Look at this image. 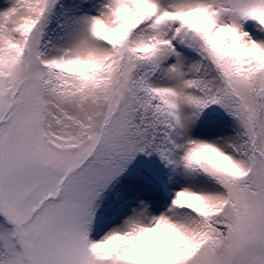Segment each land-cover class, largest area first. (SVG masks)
<instances>
[{"label": "snow or ice", "instance_id": "6c2138e0", "mask_svg": "<svg viewBox=\"0 0 264 264\" xmlns=\"http://www.w3.org/2000/svg\"><path fill=\"white\" fill-rule=\"evenodd\" d=\"M0 264H264V0H0Z\"/></svg>", "mask_w": 264, "mask_h": 264}, {"label": "rangeland", "instance_id": "374dc122", "mask_svg": "<svg viewBox=\"0 0 264 264\" xmlns=\"http://www.w3.org/2000/svg\"><path fill=\"white\" fill-rule=\"evenodd\" d=\"M146 164H147V162L144 161V160L141 158L140 160H138V161L136 162V164H134V165L132 166V169H131V173H130V174H131V175H134V174L137 172L138 169H140V168H142V167H145Z\"/></svg>", "mask_w": 264, "mask_h": 264}]
</instances>
